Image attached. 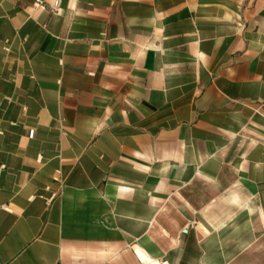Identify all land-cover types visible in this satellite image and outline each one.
I'll return each mask as SVG.
<instances>
[{
	"label": "crops",
	"instance_id": "1",
	"mask_svg": "<svg viewBox=\"0 0 264 264\" xmlns=\"http://www.w3.org/2000/svg\"><path fill=\"white\" fill-rule=\"evenodd\" d=\"M54 1L0 0V264H264V0Z\"/></svg>",
	"mask_w": 264,
	"mask_h": 264
},
{
	"label": "built area",
	"instance_id": "2",
	"mask_svg": "<svg viewBox=\"0 0 264 264\" xmlns=\"http://www.w3.org/2000/svg\"><path fill=\"white\" fill-rule=\"evenodd\" d=\"M59 3H60V0H55L54 3H53V7L58 10L59 8ZM36 7H43L44 6V0H34V3H33ZM187 228H183L182 229V233H186L187 232ZM156 264H168L167 261L165 260H162Z\"/></svg>",
	"mask_w": 264,
	"mask_h": 264
}]
</instances>
